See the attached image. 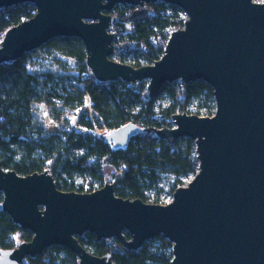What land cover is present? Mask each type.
Returning <instances> with one entry per match:
<instances>
[{"label": "water", "instance_id": "water-1", "mask_svg": "<svg viewBox=\"0 0 264 264\" xmlns=\"http://www.w3.org/2000/svg\"><path fill=\"white\" fill-rule=\"evenodd\" d=\"M159 3L186 16L164 56L140 68L113 61L120 47L111 32L117 17L106 13ZM22 4H32L36 14L5 32L0 64L56 39H79L97 81H148V100L167 84L203 81L213 90L216 111L211 117L175 114L174 128L156 132L169 145L183 138L196 143L199 171L168 205L119 198L110 183L87 194L63 192L47 171L20 176L0 162V212L33 235L31 242L0 251V264H25L52 247L68 249L79 264H115L111 254L97 257L81 245L78 238L86 233L98 241L116 239L134 252L163 236L173 245L171 264H264V3L0 0V9ZM147 133L128 123L106 132L103 140L113 151H125Z\"/></svg>", "mask_w": 264, "mask_h": 264}, {"label": "trees", "instance_id": "trees-1", "mask_svg": "<svg viewBox=\"0 0 264 264\" xmlns=\"http://www.w3.org/2000/svg\"><path fill=\"white\" fill-rule=\"evenodd\" d=\"M35 14L32 4L0 9V43L7 30ZM114 14L117 22L111 31L119 37L118 44L134 55L133 68L159 61L171 34L183 29L186 21L182 11L162 3L151 4L139 13L133 7H118ZM41 51L50 53L55 60L52 69L32 70L30 59ZM71 76L76 82L74 87H63L64 80ZM147 86L148 83L143 82L132 85L123 81H97L87 66L85 46L79 39H56L21 59L0 64L2 167L20 176L47 171L54 178L57 189L69 193L84 192L75 188L76 175L99 180V189H102L105 168L111 167L120 173L115 187L117 197L145 202L144 192L151 188L156 191V205L162 193L159 188L161 175L168 173L174 177L170 190L173 197L178 188L185 186L183 179L193 178L199 171L196 143L183 138L169 145L160 140L156 132L174 128L173 115L185 113L195 100L201 102L206 116H213L216 111L213 90L203 81L190 84L177 81L167 84L148 100ZM161 93L167 94L171 105L156 111L155 101ZM55 100L61 108H67L66 118L78 117L73 129H49V120L55 119L60 112ZM37 104H43L41 114ZM128 123L146 128L148 133L133 139L127 150L113 151L104 142L103 135ZM77 126L86 132L76 131ZM32 239V233L0 212V251L14 250ZM78 239L94 256L111 254L115 264H171L173 259V245L163 236L146 242L136 252L127 251L116 239L98 241L90 233ZM79 263L77 256L68 249L52 247L35 259L28 258L25 264Z\"/></svg>", "mask_w": 264, "mask_h": 264}, {"label": "rangeland", "instance_id": "rangeland-1", "mask_svg": "<svg viewBox=\"0 0 264 264\" xmlns=\"http://www.w3.org/2000/svg\"><path fill=\"white\" fill-rule=\"evenodd\" d=\"M261 1L263 2L264 0H261ZM148 6L149 5H146L144 7H133V8L136 9V11L139 13L142 8H145ZM119 7L121 8L124 6H119ZM117 8L114 9L113 13L115 12ZM118 40H119V37L117 36L114 44L119 45L120 47L115 51L111 59L118 63H123L129 66H134V55L129 54L127 51H125V49L120 44H118ZM30 62L32 65V70L35 69L39 71H44L46 69H52L53 63L55 62V60H53V58L50 56V53L46 51H41L33 55L30 59ZM75 83H76L75 79L71 76L70 78H67L64 80V83L62 84V86L71 88V87H74ZM143 83H148V81H143ZM54 103L58 105V109H59L58 111L60 112H59V115L58 114L55 115V119H52V121H55L58 124L53 125V122L49 120V122L51 123L49 124L50 126L49 129L50 128L51 129H65L68 131L73 129L72 127H75L77 124L78 117H75L73 120L66 118L67 108L65 107L64 109L61 108V104H59L57 100H55ZM170 105H171V101L169 100L167 94L166 93L159 94V97L155 101L156 111H161L162 109L167 108ZM37 107L41 114V112L44 110L43 104H37ZM177 112H179V110H177ZM185 113L189 115L208 117L206 116L205 108L201 107V102L199 100L193 101L190 104V106L187 108ZM75 130L80 131V132H86L85 129L79 126H77ZM119 174L120 173L116 172L113 168L106 167L104 171L105 184L107 183L114 184V186L116 187ZM192 179L193 178L183 179L185 186H187ZM173 180H174V177L171 174L165 173L161 175V178L159 181V188L162 189V193L160 195L157 205H168L169 203H171L173 197L171 196L170 190H171V184H173ZM73 182H74L76 190L78 191L82 189L84 191L83 192L84 194H87L89 193V191H92V190H97V189L99 190V187L101 186V183L99 180H95L88 175H76ZM144 195L146 197L145 203L156 204L154 203L156 201V191L154 189H151V188L146 189L144 192ZM18 237L19 235L16 236V239H18Z\"/></svg>", "mask_w": 264, "mask_h": 264}, {"label": "built area", "instance_id": "built-area-1", "mask_svg": "<svg viewBox=\"0 0 264 264\" xmlns=\"http://www.w3.org/2000/svg\"><path fill=\"white\" fill-rule=\"evenodd\" d=\"M253 3H257V4H263L264 1L262 2L261 0H252ZM181 82V81H180ZM183 84V82H181ZM182 86V85H181Z\"/></svg>", "mask_w": 264, "mask_h": 264}, {"label": "flooded vegetation", "instance_id": "flooded-vegetation-1", "mask_svg": "<svg viewBox=\"0 0 264 264\" xmlns=\"http://www.w3.org/2000/svg\"><path fill=\"white\" fill-rule=\"evenodd\" d=\"M113 11H114V10H113ZM113 11H112V12H107L106 14L117 17V16L113 13Z\"/></svg>", "mask_w": 264, "mask_h": 264}]
</instances>
